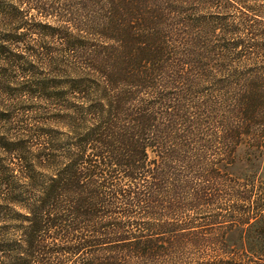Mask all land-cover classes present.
<instances>
[{
  "label": "trees",
  "instance_id": "obj_1",
  "mask_svg": "<svg viewBox=\"0 0 264 264\" xmlns=\"http://www.w3.org/2000/svg\"><path fill=\"white\" fill-rule=\"evenodd\" d=\"M0 120V264H264V0H0Z\"/></svg>",
  "mask_w": 264,
  "mask_h": 264
},
{
  "label": "rangeland",
  "instance_id": "obj_2",
  "mask_svg": "<svg viewBox=\"0 0 264 264\" xmlns=\"http://www.w3.org/2000/svg\"><path fill=\"white\" fill-rule=\"evenodd\" d=\"M3 98H5V97L3 96ZM5 100H6V98H5ZM27 104H28V107L30 105L35 104L34 106L31 107L32 111H26L25 113H23V112L18 113V117L20 119H23V120L25 119V121L23 123L27 124V126H28L29 124L34 122L35 118H40L42 114L38 113V112L35 113L33 111L34 109H36L38 103L37 104H36V102L32 103V101H31V102H28ZM40 108L42 109V107H40ZM21 127H22V125L19 123V121L15 120V122L11 123V122H4V121L0 120V131H2L4 129H9L12 132V136H19V134H22Z\"/></svg>",
  "mask_w": 264,
  "mask_h": 264
}]
</instances>
